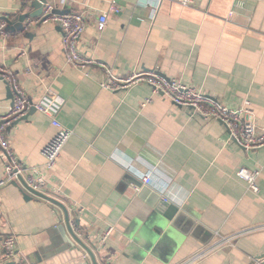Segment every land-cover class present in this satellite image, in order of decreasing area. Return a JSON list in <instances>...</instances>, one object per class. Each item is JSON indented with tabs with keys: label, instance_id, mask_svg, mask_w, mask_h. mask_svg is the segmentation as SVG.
<instances>
[{
	"label": "crops",
	"instance_id": "0c3cea01",
	"mask_svg": "<svg viewBox=\"0 0 264 264\" xmlns=\"http://www.w3.org/2000/svg\"><path fill=\"white\" fill-rule=\"evenodd\" d=\"M48 1L83 13L79 49L116 75L158 71L232 108L249 99L255 124L264 127V0H193L188 6L170 0ZM110 3L120 10L108 12L98 31L97 15ZM26 10H32L30 3L0 0V18L14 19ZM5 31L0 69L13 75L32 102L54 96L55 117L73 134L45 172L60 188L52 198L64 205L69 225L59 206L20 180L0 187V264H12L1 250L6 234L16 235L27 264H75L72 257L81 252L87 258L68 226L106 264H180L222 237L229 241L193 264H253L264 256V169L257 193L236 177L241 166L264 164V147L245 150L227 143L221 122L190 116L188 109L152 95L145 82L121 101V91L99 87L102 67L91 66L86 76L66 62L61 30L51 21L31 20L22 31ZM149 96L152 101L141 105ZM11 105L0 79V117ZM54 133L50 118L35 110L7 127L4 136L23 166L44 169L41 151ZM148 170L170 183L164 195L140 182L139 174ZM3 175L0 159V179ZM163 197L211 232V240L203 244L204 233L184 234L163 224L152 203ZM108 227L112 231L100 245L98 235Z\"/></svg>",
	"mask_w": 264,
	"mask_h": 264
},
{
	"label": "built area",
	"instance_id": "2783aa9c",
	"mask_svg": "<svg viewBox=\"0 0 264 264\" xmlns=\"http://www.w3.org/2000/svg\"><path fill=\"white\" fill-rule=\"evenodd\" d=\"M30 1L21 0L25 7L29 5ZM161 1L163 0H157L159 3ZM170 1L178 2L184 6L191 5L193 2V0ZM60 2L63 5L65 0H60ZM52 8L50 4H47L43 15L49 14ZM119 10L117 5L110 3L107 11L99 13L96 21L98 31L104 28L108 12L117 13ZM48 21L56 24L61 30V48L66 62L83 71L86 76H89L90 70L88 69L91 66L102 67V74L98 83L99 87L111 92L121 91L123 93L120 98L121 101L130 88L139 82H145L151 87L152 95H161L172 103L188 109L190 116L211 118L221 122L227 131V143H234L245 150H255L264 147V127L259 128L255 124L254 111L249 99H245L240 106L232 108L217 99L205 95L202 90L193 85L186 84L180 79L166 80L158 76L154 71H132L126 77L118 76L112 68L100 64L79 49V40L86 28V20L83 13L51 14L43 20V22ZM5 25V22L0 20V36L3 38L6 36ZM0 77L6 81L12 93V105L9 111L0 117V159L4 167V175L0 179V187L23 178L30 189L56 198V194L60 193V188L47 181L45 172L54 168L64 145L73 134V131L64 127L55 117L58 101H56L54 96L44 97L37 102H32L26 91L18 85L11 73L0 69ZM150 101H152V96L145 98L141 105H145ZM31 107L48 116L51 125L55 127L54 135L41 151L45 159L44 169L23 166L13 153L9 141L4 136L7 127L24 116ZM262 169H264V164L260 168L254 169L241 166L236 171V177L245 185L247 190L257 193V178ZM139 179L143 185L157 186L161 189L162 195L167 192L170 186V183L157 177L153 170L141 172ZM163 199L167 200L166 197H163ZM111 231L112 228L108 227L98 235L100 245L105 242ZM227 241H229L228 238L222 237L215 243L221 244ZM218 244H212L206 249L199 250L180 264L197 262L202 259L206 252L215 248ZM1 250L6 261L12 264H27L17 249L16 235L6 234L1 240ZM252 261L253 264H260L262 260L259 257H255Z\"/></svg>",
	"mask_w": 264,
	"mask_h": 264
},
{
	"label": "water",
	"instance_id": "95a60500",
	"mask_svg": "<svg viewBox=\"0 0 264 264\" xmlns=\"http://www.w3.org/2000/svg\"><path fill=\"white\" fill-rule=\"evenodd\" d=\"M48 0H32L30 2V7H31V11L26 10L24 12L18 13V14H13L11 17H13L14 19H11L8 15L3 16L0 18V20L5 22V30L7 31H22L25 28H29L30 26V21L31 20H37V23H42L43 20H45V18H47L49 15L51 14H66L69 13L68 9H59L57 6H54L50 13L47 15H43L44 14V9L46 8L47 4H48ZM27 36H29L31 33L29 31H26ZM158 76L169 80V78L165 77L164 75H162V73H159L158 71H154ZM0 79H2V77H0ZM6 83V81H5ZM7 84V83H6ZM7 89H9L10 93V87L7 84ZM12 96V93H11ZM35 111L34 107H31L29 109V111L22 117H20L19 119H17L16 121H14V123L12 125H14L15 123H17L19 120L24 119L25 117H27V114L31 113ZM21 184H23L29 191L33 192L35 195L40 196L44 199H47L48 201H51L52 203H54L55 205L59 206L64 215H65V222L67 225L68 224V213L67 210L65 209L64 205L59 202L57 199H54L52 197L46 196L45 194L41 193V192H37L34 191L32 189H30L26 183L24 182L23 178H19ZM11 183L16 184V181H12ZM153 206L155 208V211L157 213H159L162 216V223L165 224L166 226L169 227H174L179 229L180 231H182L184 234L186 233V230H193L192 231V235H196L198 236V234H203L204 233V237H199V239L201 240V243L203 244H207L211 238H212V233L209 231H206V229L199 224H196L193 218H190L186 215L185 211L181 208H179L178 206L169 203L167 200L165 199H158V200H154L153 202ZM68 231L69 233L72 235V237L77 241V243H79L81 245V247L86 251L87 253V258L86 256L83 258L82 256V252L81 255L77 254L76 257H72L76 261L77 263L75 264H106L104 261L99 262L97 260L96 255L94 254V252L92 250H90L87 246H85L80 239H78V237H76L74 235V233L72 232L71 228L68 226ZM71 251H74V248L71 246ZM76 251L79 252L78 249H76ZM262 261L260 264H264V256L259 257Z\"/></svg>",
	"mask_w": 264,
	"mask_h": 264
}]
</instances>
